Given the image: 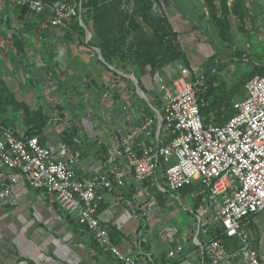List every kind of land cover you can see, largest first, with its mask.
<instances>
[{"label":"rangeland","instance_id":"rangeland-1","mask_svg":"<svg viewBox=\"0 0 264 264\" xmlns=\"http://www.w3.org/2000/svg\"><path fill=\"white\" fill-rule=\"evenodd\" d=\"M172 1L179 12L193 21L195 29L199 25L205 28L202 31L210 45L182 47L186 58L166 65L168 71L163 74H160L163 69L151 74L149 67H145L141 80L142 84L144 76L148 80L145 92L150 101L159 97L158 77L171 80L187 64L210 75V79L217 77L215 93L209 98L204 95L206 91L201 94L205 106L216 96L231 97L233 101L244 98V79L264 72V0ZM76 19L79 21L78 16ZM226 19L233 35L232 46L219 36V23ZM38 20L40 17L28 9L0 0V94H4L0 102L1 121L25 115L5 95L7 84L3 77L9 76L10 86L18 92L16 98L33 109L41 106L53 120L49 126H59L62 136H68L71 129H80L79 138L87 142L91 135L85 127H93L105 137L116 138L142 125L147 117L155 119L154 131L158 128L157 114L139 95L133 80L122 74L136 76L137 68L130 69L126 63L122 64L124 69L110 65L113 68L108 70L107 62L90 45L92 38L87 40L85 28L70 30L68 25L47 22H40V28H32L31 24ZM15 37L25 42L24 55L14 44ZM172 65L177 67L174 74ZM214 111L211 107L209 114L213 116ZM139 140L147 144L153 141L143 134ZM162 183L166 186L165 181ZM137 184L127 183L132 196L124 197L119 210H115L117 224H110L112 231L118 235L117 225L121 230H129L126 233L129 249L143 240V247L161 260L177 243H187L186 254L173 264H200L193 240L198 216L205 218L209 213L198 188L190 191L185 186L178 191L162 192L153 181ZM176 195L181 196L182 203ZM24 203L1 205L0 264H97L100 258L93 239L89 238L91 234L65 217L67 213L59 209L50 195L42 192L39 202ZM256 225L261 233L254 228L248 231L264 241V217Z\"/></svg>","mask_w":264,"mask_h":264},{"label":"built area","instance_id":"built-area-1","mask_svg":"<svg viewBox=\"0 0 264 264\" xmlns=\"http://www.w3.org/2000/svg\"><path fill=\"white\" fill-rule=\"evenodd\" d=\"M5 1L35 14L49 10V22L55 26L68 25L77 16L83 21V0ZM153 7L156 13L166 14L164 0H154ZM207 78L192 66L181 67L171 80L159 76L156 100L161 105L153 104L158 128L154 131L155 119L147 117L108 148L109 169L85 176L77 170L81 151L70 153L66 144L55 150L41 142L39 135L17 134L0 121V160L12 171L0 187V204L19 183L44 190L89 230L97 245V264H173L186 254V243L171 247L165 263L143 247V240L127 253L113 242L99 208L110 192L126 185L129 176L140 184L153 181L162 192L191 185L198 188L209 213L205 218L198 216L193 240L200 264H233L236 256L246 264H264V251L255 246L248 231V225L264 211V75L247 81L246 95L235 101L236 113L224 124L204 121L201 94L208 88ZM141 134L153 141L139 140ZM176 196L182 203L181 196ZM210 228L238 238L240 248L230 251L224 238Z\"/></svg>","mask_w":264,"mask_h":264},{"label":"trees","instance_id":"trees-1","mask_svg":"<svg viewBox=\"0 0 264 264\" xmlns=\"http://www.w3.org/2000/svg\"><path fill=\"white\" fill-rule=\"evenodd\" d=\"M45 1L51 2L55 0ZM17 7L27 9L25 7ZM36 16L40 17V21L38 20L32 23V28H40V22H47L52 25L48 21L51 16L49 10L36 14ZM82 17L92 32V41L90 45L100 48L107 62V64H105L107 67H105L108 70H112L109 65H115L124 69V65L122 64L127 63L130 65V69L137 68L134 70L135 72L138 70L137 72L140 73V75L135 73L136 77L142 89L146 92L147 89L144 84H142L141 80V74H143L142 70L145 67L148 66L151 74H155L156 72H161L166 65L186 58V52L178 39V33L173 29L167 15H161L155 12L153 0H83ZM227 23V19L219 23V36L227 41L228 45L232 46L233 35ZM144 25H146L148 29L144 27ZM67 27H69L70 30L71 28H80L83 30L76 17L71 19ZM14 44L22 55H24L26 52L25 42L15 37ZM99 63L102 64V61L99 60ZM184 66H190V64ZM260 72L262 73H255L250 77L247 76L246 79H244V84L246 85L247 81L254 75H264L263 70ZM216 78L217 77L214 76L213 79H210V75H208V88L205 94L203 93L205 97L209 98L215 93ZM5 90H7V94L5 95L9 96L10 101L17 105L19 109H22L25 114L24 117L27 120L29 128L24 135H40L50 120L49 116L41 106L38 109H33L28 103L17 99L15 93L12 92L7 85ZM3 95L4 94H0V102L1 100L3 101ZM235 101L237 100L233 101L231 97L224 99V97L216 96L211 104L208 103L207 106L202 105L201 111L204 121L206 123L213 121L219 124L226 123L228 119L236 113L234 108ZM152 103L157 106L161 105V101H157L156 98H154ZM211 107L215 108V114L213 116L209 114ZM0 112L3 114L1 106ZM205 114H208V116L205 117ZM1 122L4 126H9L6 119ZM40 139L41 142H43L41 137ZM188 187H190V191L195 189V187L191 185H188ZM200 197L203 199L202 195H200ZM102 207L103 204L101 203L99 210H101ZM72 221L75 220L72 219ZM252 228L256 229L253 222L248 225V229L251 230ZM210 230L214 235L216 232V234L224 238L230 251H235L240 248V241L238 238L223 236L220 234V231H216L214 228H210ZM86 231L89 232L88 229H86ZM112 239L114 240L113 237ZM94 243L96 245L95 241Z\"/></svg>","mask_w":264,"mask_h":264},{"label":"crops","instance_id":"crops-1","mask_svg":"<svg viewBox=\"0 0 264 264\" xmlns=\"http://www.w3.org/2000/svg\"><path fill=\"white\" fill-rule=\"evenodd\" d=\"M164 3L166 6L165 15H167L173 29L178 33V39L182 47H208L210 45V42L206 39V37L204 36V32L202 31V30H205L203 26L199 25L195 29V27H193L194 25L192 24L193 21L189 17H187L185 14L179 12L177 7L173 6L174 3L172 0H164ZM164 68H163L164 71L161 70L163 72L160 74H163L164 72L168 71L167 68L165 69ZM171 68H172L171 74L172 73L174 74V71L176 70L177 67L175 68V65H172ZM3 78H4L5 83L9 87V89L15 94H17L18 93L17 89L15 91L10 86V83H11L10 77L4 76ZM143 83L145 87L146 86L148 87L149 84H148V80L146 79V76L143 77ZM24 118L25 117L22 118V116L20 115L19 118L17 117L16 119H9V121H7L9 124L8 127L13 129L16 133L24 134L29 128L27 120ZM51 120L52 118H50L47 126L44 128V130L39 136L42 138L44 143L51 146L55 150H58L62 144H66L69 146L70 153H73L74 151H77V150L81 151L82 157L80 159V162L77 164V170L80 173V175L85 176V175H88L96 171H105L112 166L111 156L108 152V148L114 147L115 142L119 136H117L116 138L114 136H109V135L105 137L104 134L99 133V130L94 129L93 127L92 129H88L87 127H85L86 131L88 130L91 137H90V141L83 142L79 138L80 129H77L76 131L74 129H71L70 131H68V136H62V134H60L61 131L59 130V126H52V127L49 126V124L53 121ZM0 135H1V132H0ZM11 172L12 171L0 160V187H2L3 184L8 180ZM134 181H135L134 178L132 176H129L126 182V185L124 187L117 188L107 195L105 202L102 203L103 204L102 209L99 210L101 220L106 225H108L110 228L111 238L112 237L114 238L113 242L120 245L121 248L127 253L134 251L133 250L134 248L129 249L130 246L129 245L127 246L126 236H128L129 234H126V233H128L129 230L128 232H127V229L121 230V228L117 225V228L119 231H118V235H116L115 231H112V227L110 224L111 223L117 224L116 218H117L118 213L115 212V210L116 209L119 210L120 205L124 201L121 198L122 195L125 198L126 196L128 198L132 196L129 193L130 189L128 188L127 183H130L131 185L137 184L136 181L135 183ZM42 192L44 194L47 193L44 190L34 189L30 187L29 185L19 183L15 185L13 194L7 197L5 201L1 202L0 209H2L1 205H4V204H5L4 206L6 207L8 204L12 206V205L24 203V201L26 204L29 202L33 203L34 201L39 202ZM51 197L53 198V196ZM263 212L264 211L257 214L253 222L254 225L256 226V229H258L260 233H261V229L260 227L256 225V222L261 220L264 217V215L262 214ZM65 217H69V216L66 215ZM89 238L90 240H92V237H89ZM254 239H255L254 241L255 246L259 247L262 251H264V241H262L261 238L259 237L257 238L254 237ZM137 244L138 243L135 242V246ZM186 248H187V243H186ZM156 256H157L156 258L160 262L167 261L166 254H165V259L163 261L158 258L159 255H156ZM244 263L245 262L242 260L241 256H236L233 259V264H244Z\"/></svg>","mask_w":264,"mask_h":264},{"label":"water","instance_id":"water-1","mask_svg":"<svg viewBox=\"0 0 264 264\" xmlns=\"http://www.w3.org/2000/svg\"><path fill=\"white\" fill-rule=\"evenodd\" d=\"M80 24H81V26H82L83 28H85V31L87 32V40H90L91 37H92V32H91V30L88 28V26L85 24L84 21L80 22ZM95 49H96V50L98 51V53L100 54V59H101L103 62H105V59H104V57H103V55H102V52H101L100 48L95 47ZM109 67H111V66L109 65ZM111 68H113V67H111ZM122 74H123L124 76L130 78L131 80H133V82H134V84H135V86H136V90H137V92L139 93V95H140L141 97H143V98L149 103V106H150L152 109H154V106H153L152 102L150 101V98L148 97V95L146 94V92H145V91L141 88V86L139 85V80H138V78H137L134 74H126V73H122Z\"/></svg>","mask_w":264,"mask_h":264}]
</instances>
